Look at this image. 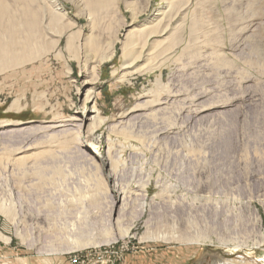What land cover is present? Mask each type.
Wrapping results in <instances>:
<instances>
[{
    "label": "rangeland",
    "instance_id": "374dc122",
    "mask_svg": "<svg viewBox=\"0 0 264 264\" xmlns=\"http://www.w3.org/2000/svg\"><path fill=\"white\" fill-rule=\"evenodd\" d=\"M76 1L86 0H4L21 23L22 8L35 12L52 45L0 72V264H263L264 0H108L93 9L87 62L99 75L86 104L87 73L64 39L55 45V30L73 25L82 55L89 8ZM130 29L135 41L158 40L144 72L142 57L122 67ZM86 108L96 111L93 136L76 121ZM17 127L27 134L6 136ZM91 143L102 156L112 150L114 183L136 193L121 215ZM19 150L29 157L14 162ZM150 219L151 230L185 235L192 219L207 241H142Z\"/></svg>",
    "mask_w": 264,
    "mask_h": 264
},
{
    "label": "bare ground",
    "instance_id": "6f19581e",
    "mask_svg": "<svg viewBox=\"0 0 264 264\" xmlns=\"http://www.w3.org/2000/svg\"><path fill=\"white\" fill-rule=\"evenodd\" d=\"M15 1H20V0H15ZM83 2H84V6L89 8V11L86 12L87 13L86 21L89 23L90 33L88 32V34L87 33L83 34L84 50L82 52L81 57L78 55H75L76 51L74 49L75 47H73V45H72V40L74 37L80 38L82 36L81 35L82 32L78 31V32L70 33V31L74 28L73 25H69L65 28H60V29L55 30L56 35H57L56 36L57 40L55 42V45L59 46L61 40L64 39L65 40L64 48H65V51H66L67 55L69 56V58L71 57V58H74L75 60H77L78 62H81L82 70L87 73L86 79L83 81L81 88L79 89V92H83V95H84L83 96V104H86V103H89V102L94 100V96L92 94V89H93L92 86L94 85L95 81H97L96 76L98 77V75H99V65H96V64L92 65V64L88 63L90 61L87 60V59H89L88 58L89 57L88 56V48L90 50L95 49V52L97 50L96 49L97 45L92 42V40H93V31L92 30L94 29L93 28V26H94V22H93L94 10L93 9H96L97 7H103L107 3H110L112 1H108V0H86ZM83 2L80 3L79 1H76V5L78 7H80L83 4ZM21 3H22V1L20 2V4ZM53 3L56 4L57 7H60V4L58 3V1H53ZM84 6H83V8H84ZM22 10L25 12V14H24L23 21L21 23L20 21H16V19L13 18L12 15H14V13L9 10V6L7 5V3H5L4 0H0V72L4 71L5 69L10 68V67L19 66L20 63L27 61V60L31 59L32 57H35L40 52H43L45 49L51 48L52 44H46V45L42 44V41H44V29L45 28L43 27V25H41V21H40L39 16L37 14H32L35 12L26 11L27 10L26 8H22ZM58 10L60 11L59 13L63 12L61 7L58 8ZM81 11L82 10H80L79 12H81ZM134 19H135V17L132 16L131 22H133ZM58 21H59L58 18H53L49 22V25L51 27H54V26H56ZM18 22H20V23H18ZM130 25H132V24H130ZM20 26H22L21 29L23 30L21 36H19V34L17 33V30H18V28H20ZM164 28H163L162 32L165 31ZM135 31L136 30H134V29L128 30L124 36V41L121 43V45H122V47H121V59L123 62L122 67L127 68L130 65H132V63L134 61L133 58L139 59L140 57H142L144 59L143 60L144 66L141 67L142 69H140L139 71L144 72L147 68L146 65H148L147 61L150 59V57L152 55V51L156 48L158 40H152V42L149 43V45H148L149 40L147 37H149V36L145 35L143 40H141V41L136 40L135 41L134 40L135 38L133 35ZM151 34H153V32ZM151 34H148V35H151ZM154 37L155 36L153 35V38ZM149 38H151V37H149ZM103 47L105 48L106 51H108V50L110 51L109 57L107 59H111L113 57V53H114L113 44H111V45L103 44ZM103 47H102V49H103ZM59 55H61L63 57V54L60 52H59ZM86 87H89V88L86 89ZM86 109H84V111L79 116V119L78 120L76 119V121H78L80 123V126L83 129H85V133L88 136H93L95 133L94 128L96 129V127H95L96 122L95 121H98V120H94L95 115H96V111L92 108L87 109V110ZM102 121H104V120L102 119ZM99 123H101V120ZM7 125L8 124H1L2 127H7ZM26 128H21V129L18 128L17 130H15V129L11 130V131L7 132L8 134H6V136L7 137H11V136L17 137V136L26 135L27 134ZM112 128H114V127H112ZM31 131H34V130H31ZM94 140L99 141L98 137H95V138L93 137V141ZM66 143H67V141H61L59 144L61 146H64V145H66ZM109 143L111 144L112 148L114 149L113 142L110 141ZM86 149L93 156V159L97 160L99 163L102 164V166L107 168V177L113 183V186H112L113 190L116 192L117 195H119V203L116 207L117 215L123 214L125 209H126V204H127L126 199L128 198V197H125L126 193L128 196H130V194H136V193L135 192L129 193L126 190H124L122 187H120L116 183H114V181H113L114 180V173L116 171V168L118 167V164H117V161L113 160L111 155H110L111 154L110 152L112 150L110 148H108L105 151L104 156H102L100 151L95 150L92 143L86 144ZM26 151L27 150H21L20 152H18L16 155H20V156L15 157L13 159V161L14 162H20V161L24 160L27 157ZM37 153H35V154H37ZM40 154L42 155V153H40ZM28 157H29V155H28ZM55 169H58V168H55ZM144 188L145 187L140 186L138 188V191L140 192V191L144 190ZM141 196L144 197L145 195H141ZM17 198L19 199L20 203L23 204L24 198L20 192H18ZM112 207H113V204H111L110 210L112 209ZM118 220L119 219L117 217V219H115V223H118ZM186 224L188 225L187 229H189V231L192 230L193 234L185 235L184 232H181V230L176 226L175 227L173 226V228L169 229V230H172L171 233H161V232H158V230H151V227L153 225H155V222L152 219H150V221L147 222V225H146L147 230H146L145 234L141 237V240L142 241H144V240L145 241L146 240H153V241L158 240V241H162V242L184 243L187 245L188 244L193 245V244H198V243H202V242L207 241V237L202 235V232H201V234L200 233L198 234L196 232V227L194 228V223H193L192 219H189ZM0 239L5 241V239L1 236H0ZM21 241L23 243H26L25 239H23L22 237H21ZM28 246L34 248L36 245L33 243H29ZM254 246H255V244H254ZM38 251L40 253L45 252L42 249H38ZM56 251L57 250H54L51 247L50 248L48 247V250H47V252H50V253H55ZM223 264H226V263H223Z\"/></svg>",
    "mask_w": 264,
    "mask_h": 264
},
{
    "label": "built area",
    "instance_id": "2783aa9c",
    "mask_svg": "<svg viewBox=\"0 0 264 264\" xmlns=\"http://www.w3.org/2000/svg\"><path fill=\"white\" fill-rule=\"evenodd\" d=\"M88 256H89V255H88ZM86 259H87V260H83L84 263H85V262L87 263L88 261L92 260V258L87 257V256H86ZM70 263H71V264H81L80 261L78 260V258H76V257H72V259H70Z\"/></svg>",
    "mask_w": 264,
    "mask_h": 264
},
{
    "label": "crops",
    "instance_id": "0c3cea01",
    "mask_svg": "<svg viewBox=\"0 0 264 264\" xmlns=\"http://www.w3.org/2000/svg\"><path fill=\"white\" fill-rule=\"evenodd\" d=\"M198 253V252H197ZM212 263H215V262H211V263H209V261L205 258V259H203V262H199V261H197L195 264H212ZM220 264H223V263H220Z\"/></svg>",
    "mask_w": 264,
    "mask_h": 264
}]
</instances>
